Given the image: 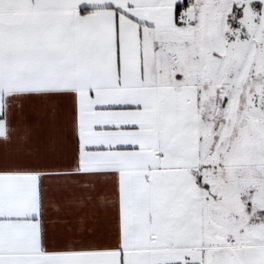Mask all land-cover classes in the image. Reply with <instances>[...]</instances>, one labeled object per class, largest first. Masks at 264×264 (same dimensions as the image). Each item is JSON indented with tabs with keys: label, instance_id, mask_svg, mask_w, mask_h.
I'll use <instances>...</instances> for the list:
<instances>
[{
	"label": "snow or ice",
	"instance_id": "6c2138e0",
	"mask_svg": "<svg viewBox=\"0 0 264 264\" xmlns=\"http://www.w3.org/2000/svg\"><path fill=\"white\" fill-rule=\"evenodd\" d=\"M0 264H264V0H0Z\"/></svg>",
	"mask_w": 264,
	"mask_h": 264
}]
</instances>
